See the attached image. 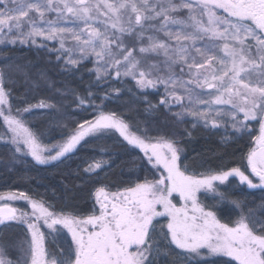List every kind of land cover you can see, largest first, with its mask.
I'll return each instance as SVG.
<instances>
[{
	"label": "snow or ice",
	"instance_id": "6c2138e0",
	"mask_svg": "<svg viewBox=\"0 0 264 264\" xmlns=\"http://www.w3.org/2000/svg\"><path fill=\"white\" fill-rule=\"evenodd\" d=\"M16 46L65 86L24 73L17 94L21 66L0 65V145L25 182L0 190V264H264V0H0V56ZM198 130L247 151L190 148ZM41 169L90 207L33 190Z\"/></svg>",
	"mask_w": 264,
	"mask_h": 264
},
{
	"label": "trees",
	"instance_id": "16d2710c",
	"mask_svg": "<svg viewBox=\"0 0 264 264\" xmlns=\"http://www.w3.org/2000/svg\"><path fill=\"white\" fill-rule=\"evenodd\" d=\"M7 57L6 60L3 56H0V65L5 63H10L12 65H20L22 71L19 73L14 72L15 78L19 81V87L17 89V94H22L25 92L26 88L28 87L24 83V73H28L33 78H36L40 71H47L48 76L56 81V87H64L65 83L63 82V77L59 76L54 68L53 63H49V60L54 61V57H49L48 54L44 51H37L35 47L29 46H16L10 47L7 49ZM91 67V65H89ZM75 81L71 82L67 86L69 87H76ZM149 99L152 100L153 103H157L159 100V96H150ZM119 105L123 110H126V114L139 118L144 119V107L143 103H137L127 95L121 97L120 101L114 103L112 106L116 107ZM163 119L161 115L159 117ZM41 117L37 116L36 122H38ZM224 133L221 132L217 135L208 136V134L204 133L202 130H198L194 133L196 137L195 141L190 148H194L197 151H205L207 150V154L209 156L212 155V150L216 148H221L223 151L231 153L234 149L236 150L237 156L240 153V150L247 151V143L248 138L245 137L244 140L241 141H233L228 145H220L219 143V136L223 135ZM205 137H208L207 139ZM19 172L20 166L13 164L12 158L10 153L8 152L7 148L3 145H0V190H7L9 188L16 189L21 188L23 189L24 181L19 179ZM32 176L36 175L35 171H32ZM41 176L47 177V179L41 183L37 184L35 181H32L30 187L33 190H37L41 193L46 191L47 187V194L49 196H54V202L58 205L64 202L71 203L79 209L87 210L91 205V200H89V193L87 191V186H85L84 190L80 188L74 187L78 181H75L73 177L65 175L62 171H45L41 169L40 171ZM62 184H67L71 189L68 193V197H74L73 199L63 200L61 197L63 196L62 192ZM53 188H55V193H53ZM261 194L259 192H255L249 199H256ZM10 239H17L18 234L15 231H9L8 233Z\"/></svg>",
	"mask_w": 264,
	"mask_h": 264
}]
</instances>
